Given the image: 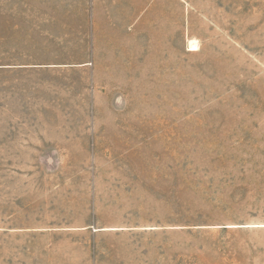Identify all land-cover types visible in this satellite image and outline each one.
I'll list each match as a JSON object with an SVG mask.
<instances>
[{"label":"rangeland","instance_id":"obj_1","mask_svg":"<svg viewBox=\"0 0 264 264\" xmlns=\"http://www.w3.org/2000/svg\"><path fill=\"white\" fill-rule=\"evenodd\" d=\"M88 6L0 0V264H264V0Z\"/></svg>","mask_w":264,"mask_h":264},{"label":"crops","instance_id":"obj_2","mask_svg":"<svg viewBox=\"0 0 264 264\" xmlns=\"http://www.w3.org/2000/svg\"><path fill=\"white\" fill-rule=\"evenodd\" d=\"M170 1L183 2V0ZM166 2L168 0H88L90 5L88 9L79 11L77 16H71L73 19L76 17L78 22L69 23V27L78 28L77 33L80 35L92 36L94 43L98 42V36L149 34L152 26H163L165 24L163 21L168 15L164 10L154 12L152 16L151 4ZM94 49L96 50L95 47ZM7 146L12 150L11 148L25 145L10 143Z\"/></svg>","mask_w":264,"mask_h":264},{"label":"bare ground","instance_id":"obj_3","mask_svg":"<svg viewBox=\"0 0 264 264\" xmlns=\"http://www.w3.org/2000/svg\"><path fill=\"white\" fill-rule=\"evenodd\" d=\"M197 49H198V44L196 42H192L190 50H197Z\"/></svg>","mask_w":264,"mask_h":264}]
</instances>
